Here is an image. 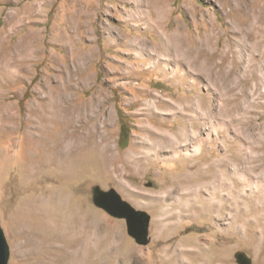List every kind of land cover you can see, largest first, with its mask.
<instances>
[{"label": "rangeland", "instance_id": "obj_1", "mask_svg": "<svg viewBox=\"0 0 264 264\" xmlns=\"http://www.w3.org/2000/svg\"><path fill=\"white\" fill-rule=\"evenodd\" d=\"M197 96L196 153L191 138L176 157L126 159L146 124L168 128L183 109L190 129ZM97 97L114 161L98 151L74 180L28 176L47 118ZM96 187L148 214L145 243ZM0 223L9 264H264V0H0Z\"/></svg>", "mask_w": 264, "mask_h": 264}, {"label": "bare ground", "instance_id": "obj_2", "mask_svg": "<svg viewBox=\"0 0 264 264\" xmlns=\"http://www.w3.org/2000/svg\"><path fill=\"white\" fill-rule=\"evenodd\" d=\"M257 19L258 23L263 21L262 17L259 15ZM257 28L258 26L256 25L252 32ZM138 59L141 60L142 64L148 60L147 58H144L141 53ZM166 64L168 65L169 62ZM234 69L235 68H233V70ZM175 74H177V72ZM78 80L80 82L81 77H79ZM68 87L69 90L74 88V83L70 82ZM192 100L190 103L193 102L194 107H191V113L189 114V123L191 124L190 129H186L184 125L187 120L183 109L179 110L172 118L173 124L179 123L178 127H175L176 129L173 128V124L168 128L165 126L146 124L143 126L144 137L139 142V148L137 149L136 154L131 151L126 159H128L129 162L133 160L131 162L136 163L140 159L137 154H150V152L154 150L160 155L165 154L168 158L172 156L176 157L179 152H190L189 140L191 138L194 140V145L198 146L194 151V153H196L201 145L200 136L195 135L196 128L200 121V114L198 112L199 96H197L196 100ZM103 101L104 100L100 97L86 102H79L77 99H72L68 107L59 106L58 110H54V115L47 118V122L49 123L54 121L55 128L50 132H45V134L48 135V139L45 142L46 148L42 147L40 148V153L32 155V145L28 146V156L30 161L28 163L26 174L30 176L31 174L36 173L39 180H44V182L49 180L52 181L54 175H51L50 172L46 175V178L41 174L40 169L42 171L45 167L48 168L45 170L49 171L52 169V172L56 173L67 171L69 177L74 180L79 178V173L76 169L77 166L84 161L83 159L89 153L100 154L98 151H101L104 156L109 158L110 163L114 161L113 145L111 142L110 131L108 129V124L112 119V116L103 114V108L105 105ZM154 109L155 108L151 106L147 111H152ZM69 142H71L70 146L66 147ZM169 147L174 148V150H169ZM143 148H146V151L142 152L141 149ZM102 158L104 169L108 170V161L103 156ZM55 192L57 196L54 199L56 202H61L62 197L65 196L62 187L59 185L55 186ZM172 195L173 193L170 192L168 199H172L174 197ZM191 199V196H178L174 201H172V199L170 204L185 209L189 206ZM38 203L43 204L44 208L48 205V203L42 199H40Z\"/></svg>", "mask_w": 264, "mask_h": 264}, {"label": "water", "instance_id": "obj_3", "mask_svg": "<svg viewBox=\"0 0 264 264\" xmlns=\"http://www.w3.org/2000/svg\"><path fill=\"white\" fill-rule=\"evenodd\" d=\"M94 202L114 216L125 218L128 232L139 242L145 243L149 232L150 218L141 210H136L123 200L115 190L104 191L96 187L93 191ZM10 247L0 223V264H9Z\"/></svg>", "mask_w": 264, "mask_h": 264}, {"label": "clouds", "instance_id": "obj_4", "mask_svg": "<svg viewBox=\"0 0 264 264\" xmlns=\"http://www.w3.org/2000/svg\"><path fill=\"white\" fill-rule=\"evenodd\" d=\"M70 144H71V142H69V143L66 145V147L70 146Z\"/></svg>", "mask_w": 264, "mask_h": 264}, {"label": "trees", "instance_id": "obj_5", "mask_svg": "<svg viewBox=\"0 0 264 264\" xmlns=\"http://www.w3.org/2000/svg\"><path fill=\"white\" fill-rule=\"evenodd\" d=\"M123 133V129H122V132H121V134ZM122 136V135H121Z\"/></svg>", "mask_w": 264, "mask_h": 264}]
</instances>
